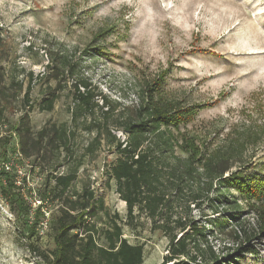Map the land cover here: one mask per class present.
<instances>
[{
    "label": "rangeland",
    "instance_id": "rangeland-1",
    "mask_svg": "<svg viewBox=\"0 0 264 264\" xmlns=\"http://www.w3.org/2000/svg\"><path fill=\"white\" fill-rule=\"evenodd\" d=\"M60 56L75 63L74 76L53 70ZM0 72L6 85L10 77L23 80L21 90L8 88L9 93L16 90V97L0 122V137L10 136L0 146L6 153L0 154V164L11 161L22 170L5 173L0 165V264H48L46 255L54 249L52 222L62 206L51 176L72 169V155H80L93 133L78 130L72 153L47 148L25 157L10 128L25 114L33 132L69 123V90L77 76L87 77L117 109L136 107L145 88L158 103L193 107L186 121L171 127L173 134L179 140L192 136L202 152L224 145L228 137L244 139V154L251 158L242 175L264 182V0H0ZM28 72L33 75L31 109L20 102ZM52 91L57 94L53 108L40 110L42 98ZM113 132L126 138L121 130ZM176 153L186 155L177 148ZM116 157L105 144L96 156L84 155L65 193L90 185L95 199L103 201L87 217L97 233L117 212L123 236L142 244L143 264H161L168 239L151 229L145 213L126 218L125 203L107 173ZM227 187L226 197L236 198L241 215L239 223H231L238 239L226 231L210 237L220 262L264 264V235L254 211L264 195L240 192L234 183ZM223 211L229 214L230 207ZM44 212H50L45 229L40 224ZM202 212L215 214L206 204L193 210L208 228ZM250 233L255 235L248 240L245 234ZM98 242L105 244L102 235ZM240 246L248 251L240 253Z\"/></svg>",
    "mask_w": 264,
    "mask_h": 264
},
{
    "label": "trees",
    "instance_id": "trees-1",
    "mask_svg": "<svg viewBox=\"0 0 264 264\" xmlns=\"http://www.w3.org/2000/svg\"><path fill=\"white\" fill-rule=\"evenodd\" d=\"M49 55L53 59L51 52ZM57 62L54 71L74 76V62H69L65 56H60ZM3 76L0 72V122L4 120L6 105L16 97V90L9 93L8 88L15 86L21 90L23 87V80L15 77H10L6 85ZM32 81V72H28L20 100L28 109L32 108ZM69 91L72 102L68 106L69 123H52L33 132L25 114L10 128V133L17 135L19 152L25 157L47 148L57 151L61 148L72 153L78 130L93 133L80 155H72V159L75 158L72 169L51 176L62 206L52 222L54 249L46 255L48 264H143V246L123 236L116 220L117 212L99 234L95 223L87 219L95 214V204L102 206L103 202L95 199L90 185L65 193L77 176L81 158L86 154L96 156L102 144L117 153L107 173L115 181L119 199L125 203L126 218L133 219L135 211L145 213L150 218L151 229L161 231L168 239L161 264H221L222 256L210 237L226 231L231 238L238 239L231 223H239L241 215L236 198L226 197L227 184L234 183L237 190L255 197L264 195L263 191L259 192L264 189V182L258 176L242 175L251 158L244 154L245 140L228 137L224 145L207 152H202L192 136L179 140L171 127L186 121L195 110L191 106L158 103L148 88L143 89L141 102L132 109L129 106L117 109V103L95 92L91 81L83 75L77 76ZM56 97L52 91L42 98L38 108L51 110ZM113 129L123 131L126 138L120 139ZM9 137H0V146ZM176 148L186 155L176 153ZM3 149L2 157L6 154ZM204 204L215 214L209 216L202 212L209 222L208 228L193 214L194 209L202 210ZM224 207H230L229 214L223 211ZM254 211L259 232L264 235V201L261 200ZM214 226L217 230L211 229ZM75 229L81 231L73 232ZM100 235L105 244L98 242ZM245 235L250 240L255 234ZM236 249L240 253L248 251L246 246Z\"/></svg>",
    "mask_w": 264,
    "mask_h": 264
},
{
    "label": "built area",
    "instance_id": "built-area-1",
    "mask_svg": "<svg viewBox=\"0 0 264 264\" xmlns=\"http://www.w3.org/2000/svg\"><path fill=\"white\" fill-rule=\"evenodd\" d=\"M0 165H1V168H3L5 171H11V170L15 169L16 172L22 173L20 166L17 164H12L11 161H3V162H1ZM37 202H38V204H41V200H37ZM44 213H45V216L40 222L43 229L47 228V223H48V220L50 217V212H44Z\"/></svg>",
    "mask_w": 264,
    "mask_h": 264
}]
</instances>
